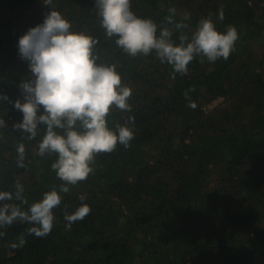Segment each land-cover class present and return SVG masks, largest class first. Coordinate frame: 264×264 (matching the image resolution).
<instances>
[{"label": "trees", "instance_id": "1", "mask_svg": "<svg viewBox=\"0 0 264 264\" xmlns=\"http://www.w3.org/2000/svg\"><path fill=\"white\" fill-rule=\"evenodd\" d=\"M52 7L0 0V191L22 184L28 204L8 203L27 210L62 183L51 170L56 155L38 154L46 126L38 125L35 139L15 127L23 120L15 103L26 102L22 83L35 79L19 40L52 10L72 31L92 36L97 63L115 65L132 89L131 111L113 108L108 119L135 135L130 147L98 154L88 179L61 193L50 234L29 235L32 225L19 221L0 228V264H264V0H132L138 17L165 24L176 43L205 18L220 32L236 28L227 60L196 57L175 76L155 54L132 58L108 38L96 0H53ZM170 8L187 28L167 24ZM217 98L223 101L207 109ZM82 203L90 214L67 230L65 211ZM21 237L26 243L13 248Z\"/></svg>", "mask_w": 264, "mask_h": 264}, {"label": "clouds", "instance_id": "2", "mask_svg": "<svg viewBox=\"0 0 264 264\" xmlns=\"http://www.w3.org/2000/svg\"><path fill=\"white\" fill-rule=\"evenodd\" d=\"M52 4L53 0H45L46 6L52 7ZM96 6L107 37H115L116 45L125 54L132 58L155 54L161 63L172 67L174 76L186 75L196 57H201L200 63L205 58L212 63L221 58L227 60L239 39L235 27L229 26L220 32L210 18H205L199 21L191 37L182 34L176 43L172 30L165 24L157 25L150 18L138 17L132 10V0H96ZM169 13L167 24H174L178 31L188 27L174 22L175 8H170ZM219 19H224L223 10ZM96 43L92 36L72 31V24L57 10L48 13L42 25L20 38L19 53L29 61L35 79L22 83L26 102L15 103V108L23 114L22 122L15 127L35 139L38 125L46 126L38 154L56 155L51 170L62 183L45 192L27 210L20 204L8 203L16 200L28 204L22 184L17 182L14 192L0 191V228L19 221L32 225L29 235L47 236L54 227V209L62 203L61 193H69L71 187L88 179L94 172L92 165L98 154L111 153L118 144L125 148L131 146L134 130L127 123L117 124L113 129L108 118L113 108L131 111L132 89L123 84L115 65L97 63ZM40 106H43L42 115L37 114ZM189 106L194 108L195 104ZM3 125L0 119V126ZM17 152L18 166L24 167L23 143L18 145ZM85 198L79 197L81 201ZM90 212V206L83 203L71 214L65 211L66 229L71 230L75 222L82 221ZM25 243L21 237L19 244L12 247H22Z\"/></svg>", "mask_w": 264, "mask_h": 264}, {"label": "rangeland", "instance_id": "3", "mask_svg": "<svg viewBox=\"0 0 264 264\" xmlns=\"http://www.w3.org/2000/svg\"><path fill=\"white\" fill-rule=\"evenodd\" d=\"M222 101H223V98L214 99L210 103L207 104V107L206 108L207 109L214 108V107H216Z\"/></svg>", "mask_w": 264, "mask_h": 264}]
</instances>
